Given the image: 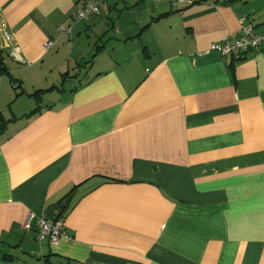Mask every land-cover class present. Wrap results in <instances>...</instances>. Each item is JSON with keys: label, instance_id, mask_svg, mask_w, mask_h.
Instances as JSON below:
<instances>
[{"label": "crops", "instance_id": "crops-1", "mask_svg": "<svg viewBox=\"0 0 264 264\" xmlns=\"http://www.w3.org/2000/svg\"><path fill=\"white\" fill-rule=\"evenodd\" d=\"M83 2L0 0V264H264V0Z\"/></svg>", "mask_w": 264, "mask_h": 264}, {"label": "built area", "instance_id": "built-area-1", "mask_svg": "<svg viewBox=\"0 0 264 264\" xmlns=\"http://www.w3.org/2000/svg\"><path fill=\"white\" fill-rule=\"evenodd\" d=\"M105 1L84 0L83 5L73 15L71 24L66 27L60 26L57 29L58 35L60 37H70L72 25L87 22L91 17L98 16L100 5ZM238 22L240 30L236 39L226 42L222 46L213 44L209 50L229 57L234 62L243 60L248 54L259 50L264 44V33H255L253 25L243 17L239 18ZM0 39L8 47L11 46L12 38L3 22H0ZM51 47L52 43L48 42L45 44V49L48 50ZM10 54L15 60L20 61L16 49H11ZM36 226L35 239L40 245L45 242L50 245H56L61 239L70 240L69 236L62 231L63 220L61 218L50 220L46 216H41L37 219ZM25 228L28 229V222L25 224Z\"/></svg>", "mask_w": 264, "mask_h": 264}]
</instances>
